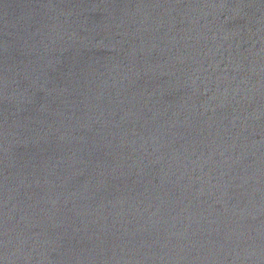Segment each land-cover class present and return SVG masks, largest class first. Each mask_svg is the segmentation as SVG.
Instances as JSON below:
<instances>
[{"label": "water", "instance_id": "95a60500", "mask_svg": "<svg viewBox=\"0 0 264 264\" xmlns=\"http://www.w3.org/2000/svg\"><path fill=\"white\" fill-rule=\"evenodd\" d=\"M0 264H264V0H0Z\"/></svg>", "mask_w": 264, "mask_h": 264}]
</instances>
